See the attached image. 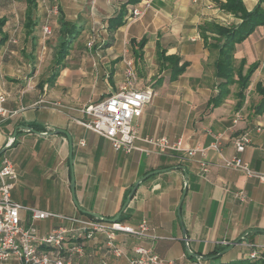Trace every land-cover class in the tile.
Returning <instances> with one entry per match:
<instances>
[{
    "label": "crops",
    "instance_id": "1",
    "mask_svg": "<svg viewBox=\"0 0 264 264\" xmlns=\"http://www.w3.org/2000/svg\"><path fill=\"white\" fill-rule=\"evenodd\" d=\"M47 1L58 11L57 30H53L56 45L47 68L35 69L39 60L34 52L36 11L35 25L27 31L24 1L17 26L3 11L4 6L14 7L12 0H0V15L7 19L2 29L7 39L0 45V94L5 95L4 107L9 112L0 118V151L5 149L0 161L2 156L10 158L17 174L11 191L13 201L62 216L96 218L88 212L111 220L141 177L161 171L138 184L119 216L120 223L132 227L146 220L149 237L115 233L112 242L123 253L118 258L113 256L103 234L95 233L89 240L83 236L70 238L67 246L74 242L83 246L84 255L74 256L77 264H128L136 246L150 249L169 264H264L261 259H248L250 253L264 246V234L247 233L264 231V180L227 168L221 159L241 158L264 176V112L253 113L261 99L256 85L264 86V26L235 45L234 65L245 60L243 73L249 65L257 64L242 106L236 109L238 87L233 83L220 105L211 107L208 101L220 91L221 80L214 76L217 52L209 46L213 37L207 34L204 41L200 26L215 23L229 27L240 22L219 7L224 0ZM258 1L243 0V4L251 11ZM134 8L141 15L126 22ZM121 10L126 12L124 23L111 30L109 20ZM62 22L75 24L81 31L56 72L52 60ZM48 29L50 35L52 30ZM91 36L95 39L92 50L85 43ZM142 37H146V43L140 51L137 44ZM132 39L136 41L133 45ZM19 42L21 45L14 50ZM166 56L178 58V67L185 63L184 71L175 79L170 78L172 65L163 60ZM126 60L134 62L138 87L152 90L150 102L134 120L140 137L181 140L183 148L203 153L158 154L137 142L149 153L124 154L81 124L89 121L81 112L83 107L111 96L124 82ZM53 74L54 83L49 86ZM57 130L69 135L71 148L66 135ZM241 133H247L250 140L244 151L237 153L234 139ZM214 142H218L219 152L210 147ZM201 161L207 165L205 173L200 170ZM71 179L77 206L72 202ZM238 192H244L245 202L235 197ZM29 215L20 212L26 226ZM59 225L70 226L56 219L33 222L39 233ZM236 240L238 244L219 258L203 259Z\"/></svg>",
    "mask_w": 264,
    "mask_h": 264
},
{
    "label": "built area",
    "instance_id": "2",
    "mask_svg": "<svg viewBox=\"0 0 264 264\" xmlns=\"http://www.w3.org/2000/svg\"><path fill=\"white\" fill-rule=\"evenodd\" d=\"M141 15L138 8L132 9L126 22H131ZM43 33H50L48 27L43 28ZM87 46L91 47L95 39L91 36L87 41ZM125 80L118 90L104 100L83 107L81 112L85 114L89 121L81 123L87 129L108 140L116 152L130 154L134 151L149 153L153 148L158 154L167 152H183L187 156H193L203 150L185 149L181 140L171 141L166 137H140L138 128L134 124L144 107L152 98L150 87H138L137 74L132 60H126ZM6 97L0 94V118H5L9 112L5 109ZM60 108V103H54ZM239 119V116L235 118ZM236 122V121H235ZM247 133H241L234 139V146L237 153H242L249 143ZM140 142L149 149H143L136 145ZM210 147L219 152L218 142H214ZM223 165L227 168H234L242 171L247 177L264 180L262 174L252 170L249 164L241 158L233 157L226 159L221 157ZM201 172H207L205 162H200ZM17 180V174L10 158L2 156L0 161V263L14 261L17 264H77L74 256L81 258L84 255L82 244L71 243L67 246L70 238L92 239L95 233L105 235L108 239V247L114 257L123 255L120 248L113 244L115 233H124L138 238L149 237V225L146 220H142L137 226L132 227L120 222H104L98 218H78L62 216L57 213L42 211L37 208L24 206L13 201L11 191ZM235 197L245 202L244 192H238ZM29 212L30 223L26 226L20 216V212ZM56 219L65 221L70 226L59 225L52 227L47 233H39L33 227V222ZM264 246L250 253L252 260H264ZM133 256L128 264H169L166 260L153 253L150 249L136 246Z\"/></svg>",
    "mask_w": 264,
    "mask_h": 264
},
{
    "label": "trees",
    "instance_id": "3",
    "mask_svg": "<svg viewBox=\"0 0 264 264\" xmlns=\"http://www.w3.org/2000/svg\"><path fill=\"white\" fill-rule=\"evenodd\" d=\"M26 7L24 10V28L27 31H31V28L35 25L33 21L34 12L37 8L36 0H23ZM219 7L225 12L238 18L240 22L238 24H232L229 27H223L215 23H204L200 26V33L205 40H207V34L212 36V41L209 46L212 50L217 52V58L215 60L214 76L221 80L218 84L220 91L216 96L208 101V106L216 107L220 105L225 95L228 93V86L235 83L238 87V91L235 94L237 99L236 109H239L244 101V92L248 88L250 83V77L257 68V64L253 63L249 65L246 71L243 73V67L245 60H240L237 66L234 65V50L235 45L242 43L247 39L257 27L264 26V0H259L256 6L251 10L247 11L243 0H224V2L219 3ZM126 12L120 11L116 16L109 20V28L111 30H116L124 23V16ZM7 19L0 15V45L4 44L7 37L2 33V29L5 26ZM63 29L61 30V38L58 40L55 54L52 60V69L56 72L63 66V60L69 52L72 42L76 39L80 33V27L75 24H69L67 22H62ZM135 40H130V44H135ZM146 43V37H142L138 41V48L141 51ZM136 55L139 53L134 51ZM165 62L172 65V73L170 78L175 79L180 75L185 69V63L181 66H177L178 58L173 56H166L163 58ZM55 72V74H56ZM55 74L49 77L48 85L54 83ZM237 79H234V77ZM256 93L261 96L260 102L254 106V114L261 115L264 112V86L262 84L256 85ZM120 218L117 222H120ZM220 251H214L212 256H215ZM219 258V257H218ZM249 260H252L248 258ZM237 264H244L240 262Z\"/></svg>",
    "mask_w": 264,
    "mask_h": 264
},
{
    "label": "rangeland",
    "instance_id": "4",
    "mask_svg": "<svg viewBox=\"0 0 264 264\" xmlns=\"http://www.w3.org/2000/svg\"><path fill=\"white\" fill-rule=\"evenodd\" d=\"M7 0H5L6 3ZM38 10L35 12V17L37 18V27L34 30V33L37 34V43L35 45L34 48V52L36 54V56L39 58V60H37V62H35V69L39 68H47V66L49 65L50 61H51V57L53 54V49H55V45H56V34L55 31L57 30L56 27V19L58 16V11L56 10V5L52 6L48 4L47 0H38ZM11 5H13L14 7H12L11 9H8L6 6H4L3 11L6 14V16L12 20L14 19L15 22L17 23V26H19L18 23L21 22L20 19V14L22 13V7H23V1L22 0H12ZM44 27H48L51 28V34L50 35H45L43 33V28ZM55 30V31H53ZM18 34H20V36L22 35V32L20 30V32H18ZM86 46L88 42H85ZM18 47H14V50H17L19 48V46L21 45V43H18ZM27 44V43H26ZM28 45V44H27ZM110 45V44H106ZM92 47H89L90 50H92ZM88 48V46H87ZM127 48V47H126ZM125 49V48H124ZM34 64V63H32ZM32 72L30 75L33 74L34 72V68L32 67ZM29 75V76H30ZM0 264H13L11 261L9 262H4V263H0Z\"/></svg>",
    "mask_w": 264,
    "mask_h": 264
},
{
    "label": "water",
    "instance_id": "5",
    "mask_svg": "<svg viewBox=\"0 0 264 264\" xmlns=\"http://www.w3.org/2000/svg\"><path fill=\"white\" fill-rule=\"evenodd\" d=\"M29 131L31 132H35L34 130H31V129H28ZM58 133H62L64 135H66V137L68 138V141H69V145H70V148H71V140H70V137L69 135L63 131V130H57ZM71 150V149H70ZM5 151V149H3L2 151H0V154H2L3 152ZM70 162H71V152H70ZM183 171H185V168H181ZM161 171H152V172H149L147 173L146 175H144L143 177H141L135 184L134 186L132 187L131 191L129 192L125 202L123 203L122 205V208H121V211L111 220L109 219H106V218H100L99 216L95 215V214H92V213H88L87 214H90L96 218H98L99 220L101 221H104V222H116L117 219L119 218L120 214L122 213V211L124 210V208L127 206V204L129 203V201L131 200L132 198V195L134 193V191L136 190L137 186L139 183L143 182L145 179H147L149 176L151 175H155V174H158L160 173ZM185 179L187 180V176L185 174ZM70 191H71V195H72V202L77 206V202H76V198H75V194H74V181L73 179H71V184H70ZM185 192H186V182H185V185L182 189V194H181V198H180V201H179V204H178V208H177V214L178 216L180 215V205L182 203V200L184 198V195H185ZM247 233H262L264 234V231L263 230H249ZM239 242V240H236L235 242H233L231 245H229L227 248H225L224 250L220 251L217 255L215 256H211V257H207V258H203L204 260L206 261H210V260H213L217 257H220L222 255H224L225 253H227L234 245H237Z\"/></svg>",
    "mask_w": 264,
    "mask_h": 264
}]
</instances>
